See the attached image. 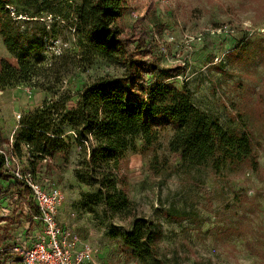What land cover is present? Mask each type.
<instances>
[{"label":"rangeland","instance_id":"1","mask_svg":"<svg viewBox=\"0 0 264 264\" xmlns=\"http://www.w3.org/2000/svg\"><path fill=\"white\" fill-rule=\"evenodd\" d=\"M45 1L13 0L11 11L26 21L30 37L44 39V63L61 65V53L75 45L74 13L81 0ZM120 25L126 33L149 31L164 69L155 79L186 86L194 103L224 128L249 134L258 161L257 171L245 166L216 174L208 166L177 163L170 152V129L153 147L136 140L116 174L135 213L160 231L156 259L148 264H264V0H129ZM3 60L18 67L0 36V67ZM172 68L179 69L177 76L168 74ZM122 73L96 60L68 73L57 87L59 94L70 95L66 108L74 111L77 90L85 82ZM46 82L42 78L39 84L47 87ZM59 97L25 85L0 90V132L4 148L15 157L10 169L61 190L60 221L93 247L96 264H144L124 242L133 219L106 216L97 187L77 179L78 169L86 172L79 145L72 141L48 161L34 159L26 147L21 156L13 148L23 119L41 109L46 98L56 103ZM30 194L7 186L0 190V220L6 221L0 227L13 238L25 230L24 199ZM8 243L1 246L0 264L15 261L4 250Z\"/></svg>","mask_w":264,"mask_h":264},{"label":"trees","instance_id":"2","mask_svg":"<svg viewBox=\"0 0 264 264\" xmlns=\"http://www.w3.org/2000/svg\"><path fill=\"white\" fill-rule=\"evenodd\" d=\"M128 3L81 0L74 13L73 50L61 53V65H46L41 55L47 51L44 39L29 36L24 28L26 21L11 11L13 0H0V36L9 54L18 60V67L1 62L0 90L25 85L60 96L56 103H48L46 98L41 109L23 119L13 148L21 156L26 147L34 159L48 161L63 154L72 141L79 145L81 167L86 172L83 175L78 169L77 179L97 187L96 195L106 216L133 219L124 242L140 262L148 264L156 259L155 241L160 231L152 220L135 213V205L116 174L127 152L135 150L136 140L153 147L162 132L170 129V152L177 163L208 166L216 174L235 173L245 166L257 171L258 161L249 134L224 128L216 117L194 103L186 86L180 89L155 79L164 69L154 55L152 35L145 29L126 33L120 25ZM96 60L123 73L85 82L77 90L76 110L69 111L66 106L71 97L67 92L59 94L57 85L71 71L88 68ZM166 70L173 77L179 74L178 68ZM42 78L47 87L39 84ZM5 143L0 132V151L6 150ZM5 163L0 153V185L29 192L25 181L4 169ZM24 203L30 202L24 199ZM9 239L8 229L0 227V247Z\"/></svg>","mask_w":264,"mask_h":264},{"label":"built area","instance_id":"3","mask_svg":"<svg viewBox=\"0 0 264 264\" xmlns=\"http://www.w3.org/2000/svg\"><path fill=\"white\" fill-rule=\"evenodd\" d=\"M0 153L6 159L4 169L25 181L31 192L28 199L30 203H24L28 217L25 230L14 235L8 248L4 247L15 258L9 263L96 264L93 247L83 244L75 229L64 226L60 221L59 210L63 203L61 190L55 186H41L31 178L12 171L10 160H15V157L7 150Z\"/></svg>","mask_w":264,"mask_h":264},{"label":"crops","instance_id":"4","mask_svg":"<svg viewBox=\"0 0 264 264\" xmlns=\"http://www.w3.org/2000/svg\"><path fill=\"white\" fill-rule=\"evenodd\" d=\"M8 234H9V230H8ZM10 235V234H9ZM13 237L10 235V239L7 241V242H11V240H13L12 239ZM4 245V244H3Z\"/></svg>","mask_w":264,"mask_h":264}]
</instances>
